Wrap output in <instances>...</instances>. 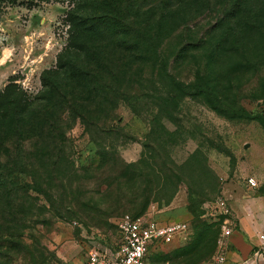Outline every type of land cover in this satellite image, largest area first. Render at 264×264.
Segmentation results:
<instances>
[{
	"label": "rangeland",
	"instance_id": "rangeland-1",
	"mask_svg": "<svg viewBox=\"0 0 264 264\" xmlns=\"http://www.w3.org/2000/svg\"><path fill=\"white\" fill-rule=\"evenodd\" d=\"M117 1L125 25L116 34L114 48L105 44L78 57L65 50L69 18L76 14L105 20L106 0H0V95L15 86L16 92L6 98L23 92L32 103L20 123L25 133L23 149L18 148L15 135L9 134L13 126L0 121L4 153L0 170H21L18 178L26 183L27 208L33 215L29 228L20 232L22 250L7 254L0 264H87L93 249L117 248L118 222L135 216L121 212L109 217L107 212L110 203L100 189L105 178L95 171L101 165V130L117 126L118 133L107 142L116 146L127 163L139 161L150 130L152 98H168L165 91H175L158 82L162 81L151 54L141 55L147 45V52H158L159 64H169L176 79L191 83L197 74L209 75L236 108L248 113L231 120L201 100H188L182 105L179 125L164 121L170 132L183 127L185 141L180 139L170 150L172 159L182 164L201 144L220 178L221 193L205 200L203 206L222 197L226 185L245 189L250 176L264 178V97L259 98L264 95L260 81L264 61L259 71H251L243 59L246 51L247 58L255 60L252 38L260 36L242 31L239 14H229L242 0ZM260 1L262 5L253 0L251 6L264 18V0ZM220 24L249 46L243 52L228 50L227 57L210 66L207 49L220 35ZM94 53L100 55L97 64L94 59L90 62ZM120 72L122 92L118 93L116 75ZM82 78L93 81L95 87L109 86V91L86 87ZM123 93L127 98H145L137 106L138 115L125 101H117ZM101 98H108L110 104L102 111L105 100ZM187 205V187L182 185L169 206L159 203L149 209L147 214L161 222L189 223L192 233L173 244L153 246L147 264H205L214 257L225 218L205 207L192 215ZM206 229L210 234L197 247ZM14 253L19 254L17 259L10 260Z\"/></svg>",
	"mask_w": 264,
	"mask_h": 264
},
{
	"label": "trees",
	"instance_id": "trees-1",
	"mask_svg": "<svg viewBox=\"0 0 264 264\" xmlns=\"http://www.w3.org/2000/svg\"><path fill=\"white\" fill-rule=\"evenodd\" d=\"M251 2L253 0L238 2L236 9H233L229 14H232V16L235 12L239 14L242 31L250 33V35L256 32L260 36L259 38H252L251 43V48L256 53V57H254L256 61L248 59L246 51L244 53L245 58H243L245 64L251 66V71H259L260 63L264 61V18H261V11L258 10V15L255 13L257 10L251 6ZM257 3L262 5L260 0ZM105 5L108 9L105 20L76 14L70 16V37L65 49L67 53L79 57V54L81 56L87 52H94L95 48H100L105 44L108 48H114L113 42L116 40V34L118 31L123 30L125 21L119 1L106 0ZM259 22L262 23L261 27L258 25ZM217 29L222 31L217 39L209 44L210 49H207L209 52L207 53V60L210 66L227 57L228 50L243 52V48L249 46V44L243 43L241 39L232 36L231 30L229 31L223 24H220ZM147 49L148 45L145 46V51H142L144 54L141 55L151 54L159 68V70L157 68V74L159 73L162 82H158L160 85L166 83L173 87L175 91L162 93L165 96L167 95L168 98H152L150 130L142 144L143 152L139 161L127 163L120 156L116 146L107 142L108 139H112L118 133L117 126L111 124L109 129L101 130L104 136V141L99 146L101 165L95 169L96 172H101L102 177L105 178L100 183L101 193L106 201L110 203L109 210H107L109 217L125 212L134 214V219H137L147 215L153 205L160 203L169 206L178 195L180 187L186 185L188 194L187 210L190 214L197 215L204 207L205 200L221 193L220 178L209 165L208 155L201 144L182 164H177L172 159L170 150L177 146L179 141L182 140V143L185 141L181 131L183 127L178 128L180 131L170 132L164 121L179 125L182 105L188 100H201L213 112L231 120L248 113L242 108H236L231 99L227 98L218 89L217 82L215 83L209 75L197 74L194 82H181L170 73L169 64L164 66L159 64L160 55L158 52H154V50L147 52ZM92 59L97 64L100 61V55L94 53L90 58V62H93ZM242 63L244 64L243 61ZM59 66L61 69L65 67L63 64L61 65V62ZM122 75L121 72L116 75L118 93L122 92L119 78ZM82 80L86 87L91 86V89L102 90V93H105L109 88L106 85L95 87V83L88 78H82ZM260 81H262L264 90V78ZM14 88L15 86H9L5 93L0 95V121L2 123L9 122L13 126L9 134L15 135V139L19 140L18 148L23 149L25 133L20 123L29 112L32 103L29 98H25L23 92L15 94V98H6L7 95H13ZM14 92H16V89ZM121 95H123V98ZM119 97L117 101H125L132 111L138 115L137 106L142 105L145 98H127L124 93L119 94ZM262 97L264 95L259 98ZM101 99L105 100L100 105L102 111L110 104L108 98ZM108 119L107 117L104 121ZM261 122L264 126V120H261ZM189 137H192L193 140V136ZM8 138L10 137L6 136V139ZM6 153H9V150H6ZM1 154H4L2 149L0 150V157ZM0 166H3L1 161ZM21 175L19 169L9 170L7 168L4 171L0 170V260L12 252L22 250L21 238L23 232H20L29 228L28 223H32L31 219H33L32 213L29 212L30 209L28 211L27 208L29 207V191L25 189L26 183L21 182L18 178ZM93 209L98 211L97 208ZM205 231L206 233H204L205 235L202 234L204 236L200 238L197 247H200L201 240H204L210 234L208 229ZM4 249L8 252L4 253ZM18 255L15 256L14 253L10 260H16Z\"/></svg>",
	"mask_w": 264,
	"mask_h": 264
},
{
	"label": "built area",
	"instance_id": "built-area-1",
	"mask_svg": "<svg viewBox=\"0 0 264 264\" xmlns=\"http://www.w3.org/2000/svg\"><path fill=\"white\" fill-rule=\"evenodd\" d=\"M248 185L256 188L255 178L248 179ZM212 215L223 216L225 229L218 240L217 251L211 261L205 264H233L229 261V244L233 235L231 211L227 201L220 197L216 202L204 206ZM120 242L115 249H93L87 264H147L149 250L155 245H170L191 235L190 224L183 221L161 222L152 215L137 219L123 218L118 222ZM264 242V236H260ZM264 244L257 248L250 261L239 264H255L262 256Z\"/></svg>",
	"mask_w": 264,
	"mask_h": 264
},
{
	"label": "crops",
	"instance_id": "crops-1",
	"mask_svg": "<svg viewBox=\"0 0 264 264\" xmlns=\"http://www.w3.org/2000/svg\"><path fill=\"white\" fill-rule=\"evenodd\" d=\"M252 173L263 175L261 172ZM252 178L258 182L256 188H251L248 182L245 189L240 185L235 188L226 185L222 194L230 208L234 230L229 244V261L233 264L250 261L257 248L264 244L260 240V236H264V178ZM255 264H264V249Z\"/></svg>",
	"mask_w": 264,
	"mask_h": 264
}]
</instances>
